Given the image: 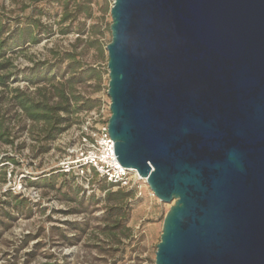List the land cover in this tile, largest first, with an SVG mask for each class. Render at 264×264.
Masks as SVG:
<instances>
[{"label":"water","instance_id":"water-1","mask_svg":"<svg viewBox=\"0 0 264 264\" xmlns=\"http://www.w3.org/2000/svg\"><path fill=\"white\" fill-rule=\"evenodd\" d=\"M109 134L174 203L156 264H264V0H110Z\"/></svg>","mask_w":264,"mask_h":264},{"label":"rangeland","instance_id":"rangeland-1","mask_svg":"<svg viewBox=\"0 0 264 264\" xmlns=\"http://www.w3.org/2000/svg\"><path fill=\"white\" fill-rule=\"evenodd\" d=\"M37 6L50 34L39 45L17 50L10 89L0 87V92L6 98L16 89L35 93L38 86L28 78L47 71L55 85L65 86L78 113L64 133L46 143L42 125L22 111L8 112L15 143L0 142V264H156L164 220L174 203L160 201L142 180L125 189L132 196L112 216L107 193L120 188L105 186L93 171L82 177L66 173L84 130L99 133L111 118L107 47L113 2L0 0V14L7 13L17 28ZM90 69H97L100 79L82 76ZM7 157L18 165L5 162Z\"/></svg>","mask_w":264,"mask_h":264},{"label":"trees","instance_id":"trees-1","mask_svg":"<svg viewBox=\"0 0 264 264\" xmlns=\"http://www.w3.org/2000/svg\"><path fill=\"white\" fill-rule=\"evenodd\" d=\"M36 5L40 0H33ZM39 6L36 8L34 15L24 18L23 24L14 28L11 19L7 17V13L0 14V87L9 90L10 80L14 77V62L12 56L18 49L30 45H39L46 35H49L47 28L42 24L40 18L41 13L38 12ZM90 75V78L100 79V72L97 69H90L83 74ZM33 86H38L35 93L24 92L21 90H12L13 96L5 97V93L0 92V142L8 145H14L12 139L11 128L8 124V112L12 110L22 111L25 118L35 125H42L40 133L45 135L46 143L55 141L62 133H64L71 125L70 118L78 113L72 107L73 98L64 88H59L53 83L52 75H48L47 71L40 73L38 70L34 72V76L28 78ZM47 82V83H46ZM46 84L43 87L40 85ZM76 100V98H75ZM5 162L18 165L15 158L7 157ZM66 175V174H65ZM96 178L99 175L94 172ZM105 186L113 185L104 181ZM132 193H128L125 189L117 191H109L107 193V202L112 203V216L119 212V204L130 199Z\"/></svg>","mask_w":264,"mask_h":264},{"label":"built area","instance_id":"built-area-1","mask_svg":"<svg viewBox=\"0 0 264 264\" xmlns=\"http://www.w3.org/2000/svg\"><path fill=\"white\" fill-rule=\"evenodd\" d=\"M82 140L71 151L70 162L66 163V173L76 171L80 177L86 171L96 172L101 179L115 188L126 189L143 178L136 172L124 168L115 153V143L106 125L101 132L84 130Z\"/></svg>","mask_w":264,"mask_h":264},{"label":"bare ground","instance_id":"bare-ground-1","mask_svg":"<svg viewBox=\"0 0 264 264\" xmlns=\"http://www.w3.org/2000/svg\"><path fill=\"white\" fill-rule=\"evenodd\" d=\"M135 172V171H134ZM145 182H147L145 179H143Z\"/></svg>","mask_w":264,"mask_h":264}]
</instances>
